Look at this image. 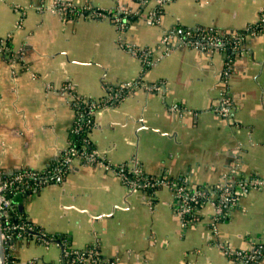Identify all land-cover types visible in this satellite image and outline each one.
<instances>
[{
	"label": "crops",
	"instance_id": "0c3cea01",
	"mask_svg": "<svg viewBox=\"0 0 264 264\" xmlns=\"http://www.w3.org/2000/svg\"><path fill=\"white\" fill-rule=\"evenodd\" d=\"M61 5L77 11L54 9ZM114 6L138 4L0 0V36H10L16 52L13 62L0 55V168L55 166L76 135L69 91L103 100L111 88L144 74L152 88L135 87L94 114L89 136L102 159L116 165L136 158L150 174L190 184L222 182L234 164L239 173L264 178V0H170L157 23L140 18L123 32L99 13ZM251 23L262 31L246 36L229 74L219 49L194 48L177 36L167 53L160 45L176 24L225 32ZM121 40L151 46L161 58L144 73ZM224 95L231 97L227 114L218 110ZM30 190L16 196L28 218L49 234L63 233L73 247L97 244L115 264H231L215 239L238 249L264 245V186L240 198L217 236L212 201L198 221L184 225L168 186L152 201L144 190L130 191L116 170L86 159H75L58 181ZM35 240L11 246L19 264H55L51 245L65 264L60 246L52 242L40 251Z\"/></svg>",
	"mask_w": 264,
	"mask_h": 264
},
{
	"label": "built area",
	"instance_id": "2783aa9c",
	"mask_svg": "<svg viewBox=\"0 0 264 264\" xmlns=\"http://www.w3.org/2000/svg\"><path fill=\"white\" fill-rule=\"evenodd\" d=\"M170 0H157L156 5L150 7L145 21L148 24H155L160 19L161 8ZM148 0H139V4H146ZM54 9H60L62 12L77 11L75 7L66 9V5H61ZM106 9L99 11L104 17L109 18V14L105 12ZM118 12L126 14H136L139 12V8H128L127 6H119ZM67 14V13H66ZM118 27L120 32L124 31V27L128 22L127 18L116 16L111 19ZM263 25L260 23H251L242 29L227 30L221 32V34L212 35L208 33L194 34L192 28L184 26H174L169 30H166L160 40V45L164 46L165 52L170 50L171 41L174 37H180L183 43L194 48L205 50H220L224 49L226 44H233V48H240L237 53L242 52V46L249 34H257L262 31ZM229 34V35H228ZM10 36H0V55L4 56L6 60L13 62L16 60V52L12 45L8 43ZM121 44L129 49L135 56H138L142 62L145 73L151 64L159 61L161 57H155L153 54V48L151 46H137L127 43L125 40L120 41ZM234 58L232 55H228L225 63V73L229 74L230 68ZM144 74H141L135 79L121 83L115 88L109 90L110 96L105 99H95L90 96H79L72 89L69 91L72 97V105L76 111V124L74 130L78 135H81V141L83 145L81 147L72 143L59 157L55 166H50L46 169H34V168H22L14 172H6L0 168V220L2 223L3 238L8 239V245L6 246V264H19L15 254L12 253L11 246L18 240L17 237L24 235V230H30L29 234H33L32 239H38L40 234L33 232L34 227L28 226L22 221H11L13 215H17L18 200L16 196L24 193L30 188H42L47 184L60 179L70 169L75 159H86L100 163L107 168H112L118 172L122 180L127 184L130 191L134 190H147L148 188L155 187L156 184H162L168 186L172 191V208L174 212L181 218L184 225H187L185 218L194 212V203L204 195L203 189L196 190L189 182L180 181L174 178H170L168 174L163 176L156 175L154 179H150L148 175H144V168L140 161L136 158L131 159L120 164H111L110 162L102 159L94 146H90V138L84 135L87 128L94 124V114L96 111L106 102L115 100L119 101L126 96L130 91L138 86H147L152 88V84H148L144 81ZM71 84H67L66 87H70ZM72 87V86H71ZM86 99V109L81 110L80 107L83 99ZM231 97L224 95L221 101L220 113L227 114L231 109ZM87 119V120H86ZM85 120V121H84ZM238 164H234L228 169L225 174L224 180L219 182L218 185L222 188L220 192L212 191V196L216 194V199H208L214 204V213L211 218V228L214 234L218 235V224L222 221H226L232 215L233 211L239 206L240 198L245 195L249 189L263 187L264 178L255 174L239 173ZM130 173L136 175L135 178L130 177ZM144 175V176H143ZM215 197V196H214ZM153 199V195L151 200ZM193 203V204H192ZM20 206V205H19ZM200 212V211H199ZM193 222V221H192ZM192 222H190L192 224ZM194 223V222H193ZM44 232L42 236H44ZM46 235V234H45ZM44 242L49 245L50 243H56L62 248V256L68 264H111L112 261L107 257H101L98 247L92 248L89 252H84L80 248L73 247L67 237L62 238L60 241H50L44 238ZM224 254L230 259L235 255L236 261L230 259L231 264H240V261L248 255V251L244 252L242 249L234 248L228 243L215 239L213 242ZM255 257V254H252ZM240 259L238 262L237 260Z\"/></svg>",
	"mask_w": 264,
	"mask_h": 264
},
{
	"label": "trees",
	"instance_id": "16d2710c",
	"mask_svg": "<svg viewBox=\"0 0 264 264\" xmlns=\"http://www.w3.org/2000/svg\"><path fill=\"white\" fill-rule=\"evenodd\" d=\"M136 3H139V0H134ZM151 3V0H148V2L146 4H139L138 5V8H139V12L136 13V14H126V13H120L118 12V6H114V7H109V8H106L105 12L108 13L110 16L109 18L112 19L116 16H120L122 18H127L128 19V22L126 23V26L124 27L126 29L127 25L131 22H133L134 20H138L140 18L144 19L145 20V16L147 15L148 13V10L150 9L149 5ZM90 10L89 9H82V12H89ZM101 11V10H100ZM164 12V6L161 8V11L159 12L161 15V13ZM178 26H184V27H188V26H185L183 24H176ZM175 25V26H176ZM173 28V27H172ZM192 28L193 30V33L194 34H202V33H208V34H212V35H217V34H221L220 31L216 30L215 28H210V27H206V26H197V27H190ZM229 35V34H228ZM8 43L11 45V41L10 39H8ZM241 48V47H240ZM239 48V49H240ZM238 48H233V44H229L227 43L225 48L224 49H220V51L224 52L225 55H226V58L228 55H232L233 58H235V56L238 54L237 51L239 50ZM138 57V56H137ZM139 58V57H138ZM145 81V79H144ZM86 99L84 98L83 99V102L81 104L82 107H80L81 110H84L86 109ZM76 109V108H75ZM76 112V111H75ZM87 120V119H86ZM85 121V120H84ZM93 125V124H92ZM93 126L89 127L86 129L84 135L89 136L90 134V130ZM81 135H78L76 133V135L74 136L73 138V141H74V144L78 147H81L83 145V142L81 141ZM91 141V140H90ZM90 146H93L92 142L90 143ZM166 173L164 174H160L161 176L165 175ZM131 178H135L136 175L134 173H130L129 174ZM144 175H148L150 179H154L156 177V175H153V174H150L148 173L147 171L144 170ZM143 175V176H144ZM170 178H174L172 176H170ZM174 179H177V180H180V181H184L186 182L185 179L183 178H179V177H175ZM59 180V179H58ZM56 180V181H58ZM55 182V181H54ZM190 184V183H189ZM193 188H195L196 190H199V189H203L204 191V195L201 196L198 201H196L194 203V212L191 213L190 215H188L186 218H185V221L187 222V225L191 224L190 222H196L198 221L201 216H202V213H201V209L203 207V205L207 202L208 199L212 198V199H216L217 196L216 194L214 193V195L212 196V191H216V192H220L222 190V188L218 185V183L216 184H191ZM162 186V184H156L155 187H152V188H148L147 190H145V192L150 195L152 197L153 195V199H154V196L156 194V191ZM208 187H211L212 188V191L208 189ZM31 192L30 189L26 190L24 193L25 195H28L29 193ZM215 196V197H214ZM17 200V199H16ZM153 201V200H152ZM19 203V202H18ZM193 204V203H192ZM20 205V204H19ZM18 205V208H17V215H13L11 217V221H22V222H25L28 226H31V227H34V230H32L33 232H38V234H40L39 238L36 239L35 241L38 242V243H43V244H46L44 242V238L46 237V239L50 240V241H60L62 238L66 237L63 233H54V234H49L47 232H45L42 228H40L39 225H37L32 219L28 218L24 213L23 211L21 210V207ZM200 211V212H199ZM232 216V215H231ZM230 216V217H231ZM229 217V218H230ZM192 222V223H193ZM30 230H24L23 231V234L22 236H19L17 237L18 241H31L33 240L32 236L33 234H29ZM43 232L46 234H44V236H42ZM92 248H95V245L91 244L90 246H88L87 248L83 249L81 248L84 252H89ZM97 248V246H96ZM98 250L100 252V256L101 257H107L103 254L102 250H101V247L98 246ZM244 252H247L248 250L247 249H242ZM252 254H255V257L253 258L252 257ZM236 256L233 255L231 256L232 259H234L236 261ZM264 257V245H257L255 247V249H252V250H249L248 251V255H246L241 261L240 259H238L237 261L239 262L240 261V264H258L260 262V260ZM109 258L112 263L111 264H115L116 263V259L114 257H107ZM230 258V259H231ZM65 264H68L67 262H65Z\"/></svg>",
	"mask_w": 264,
	"mask_h": 264
},
{
	"label": "water",
	"instance_id": "95a60500",
	"mask_svg": "<svg viewBox=\"0 0 264 264\" xmlns=\"http://www.w3.org/2000/svg\"><path fill=\"white\" fill-rule=\"evenodd\" d=\"M8 239L3 238L2 223L0 220V264H6V246L8 245Z\"/></svg>",
	"mask_w": 264,
	"mask_h": 264
},
{
	"label": "rangeland",
	"instance_id": "374dc122",
	"mask_svg": "<svg viewBox=\"0 0 264 264\" xmlns=\"http://www.w3.org/2000/svg\"><path fill=\"white\" fill-rule=\"evenodd\" d=\"M32 244H35V246H37V248L42 251V250H47L46 245L43 243H38V242H32ZM49 251L52 252V254H54V261L55 264H60V261L58 259V253L60 252L59 249L55 246H52L49 248ZM48 255H45V258H47Z\"/></svg>",
	"mask_w": 264,
	"mask_h": 264
}]
</instances>
